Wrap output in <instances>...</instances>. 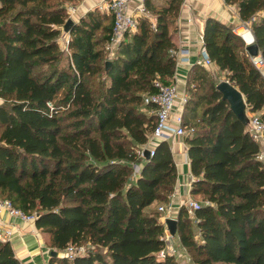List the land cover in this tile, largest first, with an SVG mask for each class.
Listing matches in <instances>:
<instances>
[{
    "label": "trees",
    "instance_id": "16d2710c",
    "mask_svg": "<svg viewBox=\"0 0 264 264\" xmlns=\"http://www.w3.org/2000/svg\"><path fill=\"white\" fill-rule=\"evenodd\" d=\"M76 1L0 0V198L37 215L49 264H180L159 256L165 228L149 209L175 190L170 143L161 140L149 157L138 150L156 123L145 99L159 91L156 82L175 77L184 0H144L155 25L141 18L112 58L105 47L113 16L98 8L73 22L61 48L67 3ZM225 1L237 6L264 59V0ZM203 42L264 121V78L242 37L209 17ZM210 74L194 64L187 78L184 142L199 207L193 217L180 208L176 234L196 264H264L261 144ZM70 245L86 252L70 259L61 254ZM0 264H21L10 242L0 241Z\"/></svg>",
    "mask_w": 264,
    "mask_h": 264
},
{
    "label": "crops",
    "instance_id": "0c3cea01",
    "mask_svg": "<svg viewBox=\"0 0 264 264\" xmlns=\"http://www.w3.org/2000/svg\"><path fill=\"white\" fill-rule=\"evenodd\" d=\"M142 1L131 0L128 11L132 13ZM106 2L107 0H84L75 7H69L73 11L70 17L73 21L77 22L83 15L92 11L94 7L103 3L105 6ZM209 17L221 21L232 28L234 32L239 28L245 27L235 4H228L225 0L183 1L176 23V30L173 33V41L176 45L175 50L177 51L176 71L173 83L179 96V99L175 103V114L183 111L184 103L181 102L180 98L187 95L189 71L194 64H198L197 61L202 57V52L205 50L203 32L205 21ZM201 66L212 75H223L222 80H227L226 72L221 71L215 63L211 66ZM171 127L173 128L174 124H171ZM166 134L169 136L166 140L170 143L177 167L175 190L169 202L178 206L184 200L189 198L195 199L190 194L193 176L187 154V145L184 142L185 136H173L172 129L167 130ZM159 206L160 204L155 202L149 206V209H157ZM4 218L7 221L13 220L6 212L4 213ZM13 221L16 224L17 231L11 238L10 243L19 262L21 264H49L51 256L49 235L39 229L35 221L22 222L18 219H14ZM173 242L176 246H182L178 234L173 237Z\"/></svg>",
    "mask_w": 264,
    "mask_h": 264
},
{
    "label": "built area",
    "instance_id": "2783aa9c",
    "mask_svg": "<svg viewBox=\"0 0 264 264\" xmlns=\"http://www.w3.org/2000/svg\"><path fill=\"white\" fill-rule=\"evenodd\" d=\"M130 2L131 0H107L104 6L106 11L112 14L114 20L112 34L109 42L105 47L107 51L116 48L124 40L126 34H132L136 32L138 29L139 20L141 18H149L152 21V24L155 25L153 16L145 7L144 0L132 13L128 11ZM242 29H244L245 32L243 34H239V36L242 37L246 45L252 44L254 42V37L251 30L246 26L242 27ZM247 33H250L252 35L251 42H248L245 39V34ZM62 38L65 41V47L62 49L67 50L69 35L63 32L59 40H61ZM175 55H177V51H175ZM249 57L251 63L264 78V59L262 58V56L259 54L258 56ZM197 63L205 66H211L214 64L205 50L202 52V57L198 59ZM156 86L158 87L159 91L156 94H152L145 99L146 103L153 104L156 107V123L154 125L153 131L149 136L147 144L142 146L141 149L138 150V153L141 156L145 155L146 149L150 150V155H153L156 144L161 140H166L169 137L166 134L167 130L172 129L173 136L182 137L185 136L187 132L185 126L183 125L182 111L177 114L174 113L175 103L179 99V96L173 81L168 85L156 82ZM180 100L185 104L187 96H183L182 98H180ZM48 105L50 107L52 106L51 103H48ZM246 115L248 117V129L252 138L261 144L259 158L264 162V121L261 120L259 114L255 112L250 111L248 114L246 113ZM171 124H174L173 128L171 127ZM182 206L187 209L189 215L192 217L194 215V210L199 207L198 203L194 199L189 198L182 201V203L178 206L174 205L171 202H168L161 204L157 208L158 211L162 214L161 221L165 228V245L159 252V256H173L175 258H182L184 260V264H196L192 261L191 257L183 246H176L174 244L173 236L170 235L165 224V220L168 218L176 219L177 213ZM5 212L11 217V219H18L22 222H34L37 217L35 213L24 212L20 208L14 206L8 199L0 200L1 242H10L11 238L17 231L16 224L13 220H5ZM85 252V246L70 245L62 253L63 255L72 259L76 255L84 254Z\"/></svg>",
    "mask_w": 264,
    "mask_h": 264
},
{
    "label": "water",
    "instance_id": "95a60500",
    "mask_svg": "<svg viewBox=\"0 0 264 264\" xmlns=\"http://www.w3.org/2000/svg\"><path fill=\"white\" fill-rule=\"evenodd\" d=\"M73 20L70 18L67 20L64 25V31L69 33L70 28L73 24ZM247 51L249 56H258L261 53L259 52L258 45L253 42L252 44L247 45ZM111 65V61L108 60L106 62V69L108 70ZM217 90L220 91L223 95V98L226 99L230 104V109L236 114V116L248 123V117L246 115L248 109V105L243 93L235 87L229 80H221L217 85ZM145 157L150 156V150H145ZM166 228L171 236H175L177 232V218H168L165 220Z\"/></svg>",
    "mask_w": 264,
    "mask_h": 264
},
{
    "label": "rangeland",
    "instance_id": "374dc122",
    "mask_svg": "<svg viewBox=\"0 0 264 264\" xmlns=\"http://www.w3.org/2000/svg\"><path fill=\"white\" fill-rule=\"evenodd\" d=\"M82 1H84V0H80V2H82ZM79 3V1L77 2H68L67 3V5H68V12H69V14H70V16H71V14H72V12L73 11H71V9L69 8V7H75L77 4ZM76 4V5H75ZM96 8H98V9H100L101 11H105L106 12V9L104 8V3L103 4H101V5H99V6H97V7H94L93 8V10L94 9H96ZM108 13V12H107ZM71 18V17H70ZM63 32H65V31H63ZM66 33V32H65ZM237 35H239L237 32H235ZM68 34V33H67ZM64 36H66V35H64ZM60 41V46H61V48H64L65 47V41L63 40V38L61 39V40H59ZM63 41H64V43H63ZM245 42V41H244ZM246 44V43H245ZM113 52H115V48H113L112 50H109V51H107V56H108V58H112L113 57ZM210 75H212V74H210ZM212 76H214V75H212ZM222 76L223 75H216V76H214V79L217 81V82H220V80H222ZM250 111L248 110L247 111V114L249 113ZM257 114H259V113H257ZM0 200H4V199H1L0 198ZM161 205V204H160ZM161 214V213H160ZM162 215V214H161ZM192 217V216H191ZM160 219H161V217H160ZM193 227H195V220L193 219ZM85 250H86V246H85ZM61 254H63V253H61ZM176 260L177 261H179L181 264H184V260L182 259V258H176Z\"/></svg>",
    "mask_w": 264,
    "mask_h": 264
},
{
    "label": "bare ground",
    "instance_id": "6f19581e",
    "mask_svg": "<svg viewBox=\"0 0 264 264\" xmlns=\"http://www.w3.org/2000/svg\"><path fill=\"white\" fill-rule=\"evenodd\" d=\"M237 32H238V34H243L245 31H244V29L239 28L237 30ZM245 39H246V41L251 42L252 41V35L250 33L245 34Z\"/></svg>",
    "mask_w": 264,
    "mask_h": 264
}]
</instances>
